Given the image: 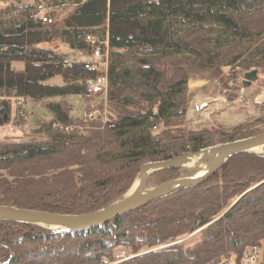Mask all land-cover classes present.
I'll use <instances>...</instances> for the list:
<instances>
[{
    "label": "trees",
    "instance_id": "1",
    "mask_svg": "<svg viewBox=\"0 0 264 264\" xmlns=\"http://www.w3.org/2000/svg\"><path fill=\"white\" fill-rule=\"evenodd\" d=\"M71 1L54 0L74 5L55 29L34 17L32 5L0 11V124L10 119L12 99H30L51 115L27 140L0 139L1 206L92 213L122 197L142 164L198 152L215 139H242L262 121L216 134L208 126L189 128L186 111L191 77L211 75L230 101L248 87L243 80L229 85L236 78L223 76V67L237 63L244 75L264 74V0ZM87 36L109 49L106 120L76 118L67 102L84 96L86 81L98 73L42 46L57 38L88 54L96 45ZM15 61L22 70L12 68ZM54 77L63 84H48ZM179 173L185 172L162 170L150 179L163 183ZM196 232L191 247L168 245ZM253 246L262 249L264 264V155L255 153L229 159L203 184L88 231L0 221V264H99L118 248L149 251L136 264H208Z\"/></svg>",
    "mask_w": 264,
    "mask_h": 264
},
{
    "label": "rangeland",
    "instance_id": "2",
    "mask_svg": "<svg viewBox=\"0 0 264 264\" xmlns=\"http://www.w3.org/2000/svg\"><path fill=\"white\" fill-rule=\"evenodd\" d=\"M39 1L40 0H0V11L5 10L7 7L13 5L19 8L25 7L26 5H32V7L35 8V6L39 3ZM73 8L74 5H66V7L64 8L59 7L54 9L52 13H50V16L54 21V24L52 26H46V27L55 29L61 26L63 19L67 16L68 12ZM259 43H264V36L261 37ZM42 46L45 48H49L55 51L56 53L63 54L68 59L76 60L77 55L69 48L68 45L62 43L57 38H55L50 43L42 44ZM12 68L14 70H22L23 63L20 61H15L12 63ZM221 71L223 76L225 77L234 74L236 80L233 82L230 81L229 85L231 86H233L235 83L238 84L240 81L244 79V74L242 71L238 69L237 63H235L233 66L223 67ZM47 83L51 85L63 84L60 77H54L53 79L49 80ZM226 91L227 90H224L221 84H219V82L209 74L205 76L191 77L188 81V95H187L188 102H187V111H186V120L188 123V127L193 130H198L204 126H208L210 128H213V131L216 134H218V132L221 129L223 130L230 129L233 126H237L242 123H255V121L257 120H262L260 123H255L252 126H250L249 129L250 133L249 136L247 137L264 133V74L258 72L257 80L253 82L248 88L240 89L232 92L231 95L232 100L230 101L226 96H224ZM199 97L202 98L203 101H208L207 104L210 105L212 104L211 106L208 105L203 110L202 114H201V107L198 106L197 104V99ZM22 102H23L22 106L20 105L16 106L18 102L17 101L14 102V106L12 108V113H11L13 116H10V119L12 117V119L15 120L14 117L16 114V110L23 111L22 113L23 124L20 125L21 128L15 130V127L10 124L11 121L9 119V121L6 124H0V139H3L4 137L9 135L12 136L10 134V130H15L14 136H18L23 138V140H27L30 137H32V133H31L32 130L37 127V125L41 120L51 119L50 113L40 104L35 103L30 99L23 100ZM67 102L70 106V114L76 118H81V117L83 118L84 114L88 116L90 113H93V115H101V117H103L105 120L108 118L106 100L104 99L103 96H95L87 100L82 95H69L67 97ZM160 128L161 127L157 129L159 130ZM226 142H231V141H226L225 139H215L214 145L222 144ZM255 154L264 155V147L258 150V153ZM187 175L189 174L186 172L179 173L177 177L174 179L183 178L186 177ZM150 177L148 178L146 188H152L154 186L162 184V183H157L159 182V176H154L151 179ZM135 180L136 177L133 183L131 184V186L129 187V189L126 191V193L131 189ZM231 201L232 202L230 206H232V204H234L235 202L234 200ZM196 234L197 232L190 234L191 236L187 239H184L185 236L181 237V239H184L183 242L185 243L186 246L191 247L194 243L198 241L199 236Z\"/></svg>",
    "mask_w": 264,
    "mask_h": 264
},
{
    "label": "water",
    "instance_id": "3",
    "mask_svg": "<svg viewBox=\"0 0 264 264\" xmlns=\"http://www.w3.org/2000/svg\"><path fill=\"white\" fill-rule=\"evenodd\" d=\"M257 78V70H251L245 73L243 85L249 87ZM262 147H264V133L217 144L195 153L183 154L168 160L147 162L141 166L134 184L125 195L92 213L67 215L0 205V221L40 226L61 234L88 231L104 225L117 216L132 212L184 189L203 184L217 173L229 159L245 153H256L255 149ZM199 157L201 158L196 164L189 165L193 158ZM204 161L206 167L203 173L196 176ZM169 169H180L189 175L164 182L152 188H146L151 174ZM135 183L136 187L132 191Z\"/></svg>",
    "mask_w": 264,
    "mask_h": 264
},
{
    "label": "built area",
    "instance_id": "4",
    "mask_svg": "<svg viewBox=\"0 0 264 264\" xmlns=\"http://www.w3.org/2000/svg\"><path fill=\"white\" fill-rule=\"evenodd\" d=\"M66 5H71L69 3H63V4H54L52 0H40L39 3L34 8V17L38 19L44 26H52L54 24V21L52 17L50 16V13L56 8H64ZM86 41L89 44H95L96 46L93 48V50L88 54H82L83 60L79 62L85 63V68L93 70L98 73V75L91 80L86 81L87 86V92L84 95V97L89 100L92 97L95 96H103L106 100V93H107V87H108V81L106 76V70H107V62H108V45L107 42L99 43L98 40L92 36H87ZM101 44L104 45V52L101 50ZM17 106L22 105L23 99L16 100ZM13 105L15 100L12 99ZM22 110H16L15 114V120L10 119L11 125L15 127V130L21 128L20 125L23 124L22 120ZM11 116H13L11 114ZM99 115H93V113H90L88 116L86 114L83 115V118L85 120L95 118ZM72 128L67 127L65 130L70 131ZM15 130H10V134L12 136L15 135ZM154 132H157L155 129ZM10 136V135H9ZM191 235L185 237L184 239L189 238ZM184 239H180L178 241H175L171 244L180 243ZM167 246V245H166ZM149 251H143L139 253H132L128 249L118 248L114 251L113 256L111 258H103L101 259L99 264H136L134 263V259L147 253ZM263 251L261 248L258 247H248L245 249L243 254L241 256L236 255H230L225 258H221L216 263H208V264H259L262 258Z\"/></svg>",
    "mask_w": 264,
    "mask_h": 264
},
{
    "label": "bare ground",
    "instance_id": "5",
    "mask_svg": "<svg viewBox=\"0 0 264 264\" xmlns=\"http://www.w3.org/2000/svg\"><path fill=\"white\" fill-rule=\"evenodd\" d=\"M16 105V104H15ZM211 106L210 104H207V106ZM218 105V104H217ZM12 106V105H11ZM17 106V105H16ZM22 106V105H21ZM11 108V107H10ZM23 118V117H22ZM261 148H257V149H255V152L256 153H258V150H260ZM201 157H199V158H193L191 161H190V163H189V165L191 166V165H194V164H196L197 162H198V160L200 159ZM201 167V170L198 172V174L196 175V176H199V175H201L202 173H203V171H204V169H205V167H206V162L204 161L203 163H202V165L200 166ZM137 183V182H136ZM136 183H135V185H134V187H133V189H132V191L134 190V188L136 187Z\"/></svg>",
    "mask_w": 264,
    "mask_h": 264
},
{
    "label": "crops",
    "instance_id": "6",
    "mask_svg": "<svg viewBox=\"0 0 264 264\" xmlns=\"http://www.w3.org/2000/svg\"><path fill=\"white\" fill-rule=\"evenodd\" d=\"M73 52L77 55V57H76L77 61H82L83 60V57H82V55L80 53H78L76 51H73ZM207 102L208 101H203L202 98H200V97L197 99V104H198V106L201 107V114H202L203 110L207 107Z\"/></svg>",
    "mask_w": 264,
    "mask_h": 264
}]
</instances>
